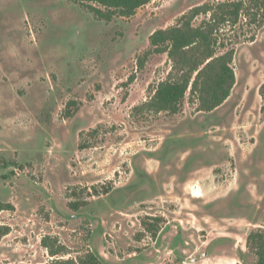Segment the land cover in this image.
I'll return each mask as SVG.
<instances>
[{"label": "rangeland", "instance_id": "obj_1", "mask_svg": "<svg viewBox=\"0 0 264 264\" xmlns=\"http://www.w3.org/2000/svg\"><path fill=\"white\" fill-rule=\"evenodd\" d=\"M226 1L151 0L107 20L94 2L0 0V200L15 206L0 212V264L47 263L45 236L108 264H257L264 6L221 24L236 75L223 104L199 110L187 92L177 113L136 109L172 64L151 34Z\"/></svg>", "mask_w": 264, "mask_h": 264}, {"label": "trees", "instance_id": "obj_2", "mask_svg": "<svg viewBox=\"0 0 264 264\" xmlns=\"http://www.w3.org/2000/svg\"><path fill=\"white\" fill-rule=\"evenodd\" d=\"M77 3L94 2L101 4L105 10L89 4L90 9L101 18L110 20L115 14L131 16L135 11L151 0H73ZM264 6V0L226 1L217 4L206 3L193 7L184 14L176 25L158 29L150 36L154 51L167 53L171 60V68L167 77L159 82L150 100L137 106L154 112L180 111L183 101L190 92L199 102V110L212 111L223 104L230 96L236 82L232 67L234 48L218 53L221 24L237 23L242 13L250 16L255 9ZM210 14V18L200 25L193 20L197 15ZM11 202L0 200V212L14 210ZM145 229L153 234L157 226L145 223ZM11 227L0 224V241L8 235ZM52 259L42 264H108L99 253L88 251L84 256L63 257L66 247L50 236L42 240ZM247 246L254 250L257 264H264V231H252L247 236Z\"/></svg>", "mask_w": 264, "mask_h": 264}, {"label": "crops", "instance_id": "obj_3", "mask_svg": "<svg viewBox=\"0 0 264 264\" xmlns=\"http://www.w3.org/2000/svg\"><path fill=\"white\" fill-rule=\"evenodd\" d=\"M196 190H199V186L197 185V188H195ZM208 189V190H207ZM211 190V188H209V187H207V186H204V184L201 186V191H203L204 193H206V192H208V191H210ZM198 196L200 195V194H197ZM172 251H174V248H173V250ZM184 262V261H183ZM185 264H186V262H184Z\"/></svg>", "mask_w": 264, "mask_h": 264}]
</instances>
